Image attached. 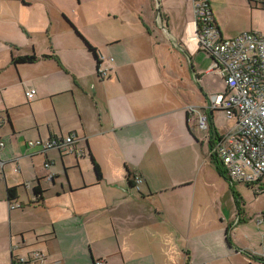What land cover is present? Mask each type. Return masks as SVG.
Here are the masks:
<instances>
[{
	"label": "crops",
	"instance_id": "obj_1",
	"mask_svg": "<svg viewBox=\"0 0 264 264\" xmlns=\"http://www.w3.org/2000/svg\"><path fill=\"white\" fill-rule=\"evenodd\" d=\"M193 1L0 0V264L33 251L44 264H264L263 230L246 229L264 203L249 215L239 196L227 219L216 208L227 178L211 150L234 122L224 129L209 108L225 84L193 39ZM247 2L264 11V0ZM23 56L36 60L13 62ZM72 133L82 156L26 147ZM230 184L264 194V181ZM7 188L20 207H8Z\"/></svg>",
	"mask_w": 264,
	"mask_h": 264
},
{
	"label": "built area",
	"instance_id": "obj_2",
	"mask_svg": "<svg viewBox=\"0 0 264 264\" xmlns=\"http://www.w3.org/2000/svg\"><path fill=\"white\" fill-rule=\"evenodd\" d=\"M194 34L193 39L199 50L211 58L210 72L217 74L225 84V92L210 98L209 108L220 109L233 126L225 132L212 147V154L220 161L224 175L229 182L255 185L264 181V36L253 32H242L231 38H222L213 18L207 0H194L192 5ZM110 60H112L110 58ZM102 61V59H101ZM99 60V62H101ZM97 75L103 79L106 68L97 69ZM35 95L34 89L24 92L30 101ZM190 112H195L190 108ZM196 124L200 131L208 128L207 117L196 112ZM78 137L69 134L62 138L31 140L26 142L28 149L38 153L55 149L61 153L82 156V150L76 149ZM3 143L0 142V148ZM5 162L0 160V173ZM49 163L43 167L47 169ZM133 187L138 190L141 178H131ZM28 187V184H25ZM10 209L20 207L17 203H8ZM263 228L264 212L256 220ZM45 254L33 251L27 256L17 257L15 264H44ZM96 262L95 264H99Z\"/></svg>",
	"mask_w": 264,
	"mask_h": 264
},
{
	"label": "rangeland",
	"instance_id": "obj_3",
	"mask_svg": "<svg viewBox=\"0 0 264 264\" xmlns=\"http://www.w3.org/2000/svg\"><path fill=\"white\" fill-rule=\"evenodd\" d=\"M215 4L216 5L211 4V9L214 12V6L216 7L215 16L219 28H226L229 31L243 30L242 32H253L264 36V11L255 10L252 4H248L247 0H215ZM223 83V80L216 74V86L218 85V87L222 89ZM216 118L218 120V125L221 127L224 126V129L231 126V123L225 119V115L220 111L216 112ZM235 189L236 188H233L230 182L227 179H224L223 176L216 180V201H218L216 208L219 209L222 215L220 216L221 218L227 219L230 215H237L239 209L237 203L240 202H237L236 199L239 196L244 200L245 213H249V215H251L250 212L257 211L262 207L261 205L264 203V194H259L258 191H253L252 188H244L242 191H239L240 193L236 192ZM241 205L242 203H240V206ZM257 216L260 217V215ZM250 221L253 222L248 218L246 223L248 224ZM216 222H219V219L216 218ZM246 229L252 232L254 238H257L259 233L263 230L262 227L259 228L255 223L254 226H246ZM258 230L260 231L259 233ZM244 234V232L239 230V236ZM251 263L256 264L253 261H251ZM235 264L245 263L240 262V259H237Z\"/></svg>",
	"mask_w": 264,
	"mask_h": 264
},
{
	"label": "trees",
	"instance_id": "obj_4",
	"mask_svg": "<svg viewBox=\"0 0 264 264\" xmlns=\"http://www.w3.org/2000/svg\"><path fill=\"white\" fill-rule=\"evenodd\" d=\"M88 49L91 52H94V49H92L91 47H89ZM35 60H36V58L34 56H23V57L14 58L13 62L14 63H32ZM96 62L99 63V60L97 59ZM91 163H92V167H93V170H94V173H95L96 177L99 178L100 177V172H99L98 166L96 165V163L94 162L93 159H91ZM129 177H130V174H127L128 184L131 186L132 185V180ZM33 195L35 196L36 199L39 200L40 197H41V190L38 187H36L35 189H33ZM6 196H7L8 203H12L13 201H15V199H16V190H15V188H7L6 189ZM261 261H263V263H264V259H261ZM12 264H15V263L12 262Z\"/></svg>",
	"mask_w": 264,
	"mask_h": 264
},
{
	"label": "water",
	"instance_id": "obj_5",
	"mask_svg": "<svg viewBox=\"0 0 264 264\" xmlns=\"http://www.w3.org/2000/svg\"><path fill=\"white\" fill-rule=\"evenodd\" d=\"M49 181H51L52 179H48Z\"/></svg>",
	"mask_w": 264,
	"mask_h": 264
}]
</instances>
